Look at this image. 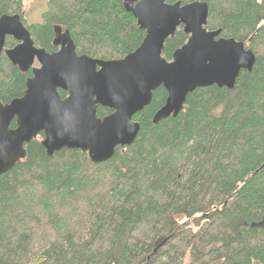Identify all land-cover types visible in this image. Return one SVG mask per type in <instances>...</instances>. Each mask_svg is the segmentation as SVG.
Returning a JSON list of instances; mask_svg holds the SVG:
<instances>
[{
    "label": "trees",
    "instance_id": "trees-1",
    "mask_svg": "<svg viewBox=\"0 0 264 264\" xmlns=\"http://www.w3.org/2000/svg\"><path fill=\"white\" fill-rule=\"evenodd\" d=\"M202 1L207 29L252 50L253 71H242L233 90H196L176 118L154 124L168 97L160 87L133 118L141 126L134 144L105 163L81 150L50 157L41 133L0 178V264H264V0ZM23 2L0 0V17L19 15L50 54L56 26L79 55L106 61L146 37L125 0H48L34 25ZM188 39L179 27L163 57L172 61ZM16 45L8 38L5 48ZM32 76L2 55L0 104L22 98ZM113 113L98 106L101 119Z\"/></svg>",
    "mask_w": 264,
    "mask_h": 264
},
{
    "label": "water",
    "instance_id": "water-1",
    "mask_svg": "<svg viewBox=\"0 0 264 264\" xmlns=\"http://www.w3.org/2000/svg\"><path fill=\"white\" fill-rule=\"evenodd\" d=\"M172 1L125 0L126 11L146 37L135 52L111 61L79 55L70 32L60 26L55 27L54 38L59 50L47 53L35 45L19 15L0 17V59L5 55L22 72L33 74L22 98L0 104V178L26 158L25 146L41 133L50 157L70 149L88 153L93 163L108 162L118 147L134 144L141 126L133 118L152 103L160 87L168 97L154 124L176 118L196 90L212 86L233 90L242 71H253L252 50L222 37L220 29H207L206 2ZM181 26L189 39L168 61L163 57L165 43ZM8 38L18 42L12 49L5 48ZM59 90L68 96L63 99ZM98 106L114 113L101 119ZM15 119L17 128L12 129Z\"/></svg>",
    "mask_w": 264,
    "mask_h": 264
},
{
    "label": "rangeland",
    "instance_id": "rangeland-1",
    "mask_svg": "<svg viewBox=\"0 0 264 264\" xmlns=\"http://www.w3.org/2000/svg\"><path fill=\"white\" fill-rule=\"evenodd\" d=\"M23 4L26 25L40 24L43 22V15L48 8V0H24ZM34 66L39 67V64L35 63Z\"/></svg>",
    "mask_w": 264,
    "mask_h": 264
},
{
    "label": "flooded vegetation",
    "instance_id": "flooded-vegetation-1",
    "mask_svg": "<svg viewBox=\"0 0 264 264\" xmlns=\"http://www.w3.org/2000/svg\"><path fill=\"white\" fill-rule=\"evenodd\" d=\"M23 24H24V23H23ZM24 26H25V24H24ZM25 27H26V26H25ZM26 28L28 29V27H26ZM28 30H29V29H28ZM17 44H18V42H17ZM55 47H56V46H55ZM56 48L59 50V48H58V47H56ZM58 50H57V51H58ZM57 51H56V52H57Z\"/></svg>",
    "mask_w": 264,
    "mask_h": 264
},
{
    "label": "bare ground",
    "instance_id": "bare-ground-1",
    "mask_svg": "<svg viewBox=\"0 0 264 264\" xmlns=\"http://www.w3.org/2000/svg\"><path fill=\"white\" fill-rule=\"evenodd\" d=\"M30 32V31H29ZM55 45V44H54ZM57 47V46H56ZM59 48V47H58ZM246 48V47H245ZM77 50V49H76ZM10 104V103H9Z\"/></svg>",
    "mask_w": 264,
    "mask_h": 264
}]
</instances>
